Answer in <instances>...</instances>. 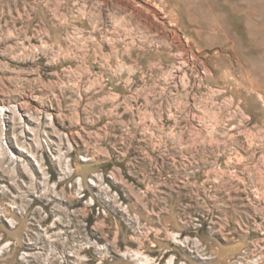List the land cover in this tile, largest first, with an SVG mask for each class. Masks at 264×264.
<instances>
[{
  "label": "rangeland",
  "instance_id": "374dc122",
  "mask_svg": "<svg viewBox=\"0 0 264 264\" xmlns=\"http://www.w3.org/2000/svg\"><path fill=\"white\" fill-rule=\"evenodd\" d=\"M264 264V0H0V264Z\"/></svg>",
  "mask_w": 264,
  "mask_h": 264
},
{
  "label": "bare ground",
  "instance_id": "6f19581e",
  "mask_svg": "<svg viewBox=\"0 0 264 264\" xmlns=\"http://www.w3.org/2000/svg\"><path fill=\"white\" fill-rule=\"evenodd\" d=\"M172 262V259L171 260H169V264Z\"/></svg>",
  "mask_w": 264,
  "mask_h": 264
}]
</instances>
